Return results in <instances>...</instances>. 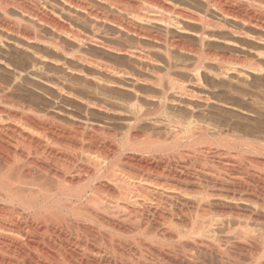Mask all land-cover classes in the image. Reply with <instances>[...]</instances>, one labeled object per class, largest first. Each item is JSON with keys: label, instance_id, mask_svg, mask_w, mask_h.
<instances>
[{"label": "bare ground", "instance_id": "bare-ground-1", "mask_svg": "<svg viewBox=\"0 0 264 264\" xmlns=\"http://www.w3.org/2000/svg\"><path fill=\"white\" fill-rule=\"evenodd\" d=\"M99 1L112 9L117 3L136 5L134 0ZM93 2L0 0V45L7 47L5 40H10L7 35H14L17 38L14 40L13 37L15 44L28 50L32 63L31 68L27 66L31 70L19 69L20 66H15L0 51V63L13 70L12 81L23 80L26 75L41 79L40 72L44 71L39 70L43 68L41 61L50 60L56 67L62 65L63 68L71 62L68 59L108 74L114 73L117 78L125 77L128 73L123 69L112 63L93 61L84 51L90 43L113 49L107 44L110 42L106 43L97 35L102 26H98V21L136 35L142 41L164 44L167 51L178 47L193 52L198 56L193 67L190 64L176 68L191 71L198 82L202 81L203 59L199 48L190 50L192 46L187 47L182 39L165 37L159 32L160 28L192 32L202 43L207 38H217L207 34L208 30L231 28L226 21L212 20V15H219L250 25L248 31L230 30L234 35H244L264 45V0H171L170 3L150 0V7L153 5L157 11L145 9L140 4L141 12L136 10L137 13L132 14L128 9L130 18L106 11ZM118 6L116 8L120 9ZM11 8L16 10V19H11ZM77 11L92 21L90 25L96 35L87 37L74 31L69 16H75ZM40 25H48L54 33L46 36ZM190 25L195 26L194 31ZM257 52L258 56L264 57V49L257 48ZM243 65L259 73L264 71V64L255 60ZM173 67L167 65V73ZM67 68L72 71L70 65ZM77 70L80 72V68ZM83 70L81 68L82 73ZM111 77L94 76L100 87L122 86ZM2 79L0 264H264V190H256L257 185L253 190H232L238 188L234 187L239 172H235V168L242 164L235 167V161L223 158L228 150L229 156L231 150L237 149L244 155L247 153L249 162L262 164L264 161L259 156L264 154V144L238 134L223 135L222 131L215 130L216 126L211 128L212 124L211 127L208 123L203 124L200 116L205 110L202 112V106L192 101L185 103L179 113H172L173 108L169 113V105L182 102L170 97L171 91L189 100L204 101L205 95L195 89L188 90L185 82L176 78L164 79L166 84L170 82V87H166L162 83L163 76L159 75L155 83L154 77L137 80L144 86L152 83L158 87V96L155 92L153 96L147 94L148 91L143 92L133 83L127 87L123 85L132 91V101L126 111L92 98L86 100L88 105L114 115L130 112L133 119L128 118L120 128L122 125H96L89 118H81V122H63V116L58 113L61 111H52L50 106L43 110L36 108L32 101L23 100L20 87L14 85L16 81L10 79L11 83ZM49 79L52 78L46 79V84L50 82L64 91L57 80ZM150 96L156 103L147 108L143 101ZM66 115L77 118L71 113ZM190 155L195 159H206L219 166L221 171L211 170L213 165L207 170L203 166L207 162L202 164L203 167H195V163L193 166L187 161ZM255 172L253 180L263 181V172ZM242 176L244 181L246 178Z\"/></svg>", "mask_w": 264, "mask_h": 264}, {"label": "rangeland", "instance_id": "rangeland-1", "mask_svg": "<svg viewBox=\"0 0 264 264\" xmlns=\"http://www.w3.org/2000/svg\"><path fill=\"white\" fill-rule=\"evenodd\" d=\"M88 1H90V2L94 1L93 3H95V4L97 3V5H99L100 7H103L104 9H106V11H111V12L115 11V12L122 14L123 16H126L127 18L131 17L130 16L131 14H127V12L129 11L128 9H130V11L128 13L132 12V14L137 13L138 10H139V12H141V10H143L144 7H145V9L146 8L147 9H155L157 11L156 7H154V8L152 7L153 5H151V7H150V4H152V2L150 3V0H149V2L147 0H134L136 2V5L134 4V7H133V5H125V4L121 5L120 3H117V6L119 5L120 9L116 8L117 6L113 7V9H112L111 7H108L109 6L108 4L103 3L102 1H101L102 2L101 3L99 0H88ZM172 1H175V0H172ZM166 2L170 3L171 0H169V1L166 0ZM137 4H139V5H137ZM140 4H141V7H143V8L138 7V6H140ZM145 4H147V5H145ZM148 7H150V8H148ZM121 8H123V9H121ZM13 11L15 12V14ZM76 13L77 14H75V16H73V17L67 15V16H69L70 22L73 24L72 26H74V27L71 26L74 29V31H77L80 34L82 33V35L87 36V37L93 36V34L96 35L95 31L93 30V28H91V25H90L92 23V21L90 19H87V17H84L85 16L84 13H82L80 11H77ZM11 14H12L11 19H16L15 17L17 14H16L15 9L11 8ZM82 14H83V16H82ZM224 18L225 17H221L219 15H212L213 21H217V22L222 21V20L226 21L228 27H231V28L208 30L207 34L210 33L209 35H215V36H217V38L216 39L207 38L205 40V42H202V43L199 42V40H198L199 37L195 36L196 34H194L192 32L191 33L190 32L183 33V32L176 31V29L165 30L164 28L159 27L160 28L159 32H161L165 37H170V38L175 37V39L176 38L182 39L185 43H187L186 44L187 47L189 46V48H190L192 46V48H190V50L192 49V50L196 51L199 48L198 52L201 53L202 58H203L201 60L202 61L201 62V66H202L201 67V72H202V77H201L202 79L201 80L202 81H200V82H198L197 79H195L196 77H195V75H193V73L191 71H187V70L185 71V70L181 69L180 67H178V69L176 68V66H184V65L190 66V64L192 65L191 67H193V65L196 64L198 61V56L194 55L193 52L191 53V51H187V50H186L187 51L186 52L185 50L180 49L178 47H175V48L171 47V49H169L170 51H167L168 48L164 44H157L151 40H143L142 41L139 38H137L136 35H133L131 33L128 34L123 30H120V29H118L112 25H109L108 23L103 24V22H101V21H98L99 24L97 22L98 26L102 25L101 27L99 26L101 28V30L99 31V33L97 32V35L99 37L104 38L106 43L110 42L107 44H109L113 49H108V48L105 49L104 46H103L104 47L103 48L99 45H95L93 43H92L93 44L92 45L90 43L87 45L88 47H86L84 49V51L87 52V55H89V57L93 61L98 60L99 62H103V63L105 62V63L110 64V65L113 64L115 67H119L121 70L123 69V71L128 73L125 75V77H118L117 78V76H115L114 73H112L113 75L110 73L108 74V72H106V71H99L97 69H94L93 67L92 68L88 67L84 63L80 64V62L78 60L76 62V60L72 61V59L71 60L68 59V61H71L70 63H72L73 65L70 63H67V65H70V67H72L73 72L71 70H68L67 65L63 66V68L60 67L62 65H58V67H60L58 70L57 69L58 67L53 65L52 61L45 60V61H41V63L46 62L47 64L42 63L44 65H42V64L40 65V67L42 66L45 69H43L42 67H41L42 69H39V70H44L42 72L39 71L41 73V79L34 77V76H33L34 77L33 78V77H31V75L30 76L26 75L27 78H26V76H24L23 80H21V79L20 80H14L16 82L12 81V77H14V73H13V70L11 69V67H9V66L7 67L6 65H4V63H0V78L1 77L4 78V79H2L4 81H8V82L12 81V82H14L15 86H19L21 89V92L23 93V95H22L23 100H26L27 103H30V101H32L31 103H33L34 106H36V108L43 110V109L49 108V106H50L52 108V109L50 108V110H52V111H55V110H56L55 112L61 111L58 113H60L63 116V118L65 120L64 121L62 119L63 122H67V121L68 122H73V121L74 122H81L82 119L89 118L90 121L92 120L93 122H95V124L97 123L96 125H100V126L105 125L106 126V125H111V124L115 125L116 124L117 127H120L122 125L120 128H122L124 126L123 124L127 123V121L129 119H131V118L133 119V117H132L133 115L130 112H128V111H127L128 113L123 112V114H122V112H120V113H117L116 115H114V113L112 114L110 111L106 112L103 110H98V108L88 105L86 100H89L90 98H92V99L98 100L99 102L107 104V106L113 107L115 109H120V108L123 109L124 108L123 110L126 111L129 108V105H130L129 103L132 101L131 100L132 99V91L126 88L128 85H131L130 83H133L135 86L139 87V89L143 90V92L148 91L147 94H151L153 96V93L155 92L154 94H157V96H158V94H160L158 87H156L152 83L151 84L149 83V84H147V86L146 85L144 86L143 84L138 83L137 80L138 79L139 80L140 79H149V77H152V78L154 77V79H153V81H154L155 79H158L159 75H161V76H163L162 83L165 84V86L167 85L166 87H170L169 86L170 82L167 81V84H166V80H168L170 78L171 79L176 78L177 80H181L182 82H185V84L188 87L187 88L188 90L195 89V90L199 91L200 93H202V95H205L206 100L205 99H204V101L203 100H189L187 98H180L177 94H175V92L171 91L170 97H173V98L175 97V99L180 100L182 102L178 103L179 105L178 104L175 105L176 102L173 103V105H171V106L169 105V107H171L170 109H168L169 113H171L172 108H173L172 113H173V111L175 113H176V111H178V113H179V111L181 109H183L184 106L186 105L185 103L192 101L193 104H196L200 107L202 106L200 108L201 111L205 110L204 112L202 111L204 114H202V116H200V117H202V119L201 118L200 119L202 120L203 124L207 125L206 123H208L209 127H211L213 125V127H211V128H215V126H216L215 130H218V132L222 131L223 135H225V134L226 135H231V134L237 135L238 134L237 136H241V137L243 136L242 138H244V139L252 140V141L255 139L254 141H257V142L261 141V143L264 144V71H263V73L262 72L259 73V72L251 70L250 68H246L243 65V64L250 63V61H252V60L258 61V62L262 63V65H263L264 64V57L258 56L257 48L258 49H264V47H263L264 45H261L260 43H257V42H256L257 43L256 44L255 41L253 42V40L245 37L244 35H241L240 37H239V35H234L232 33V31L230 30V29H232V30L241 31L243 29V30L248 31V29L250 30V28H251L250 25L243 23L241 20H235V19L233 20L231 18L230 19L225 18L226 20H224ZM90 21H91V23H90ZM39 27H41V31L46 36H51L54 33V31L52 29H49L50 27L48 25H40ZM190 27H191L190 29H192V31L195 30V28H193V27H195L194 25H190ZM7 37L8 38L10 37L9 39L11 41L8 39L5 40L7 47H5L4 45H2V46L0 45V51L3 52V53L2 52L1 53L4 55H7L8 56L7 58H10L13 61V62H11V60H10V62L13 63L15 66L16 65H18L17 67L20 66L19 69H25L26 70L27 66H29L31 68L30 65H32V63L30 62V56L28 55L29 53L26 52L28 50H26L24 47H21V46L15 44L14 40H16L17 38L14 35L8 34ZM13 37H15L14 40H13ZM183 38H185V39H183ZM189 40L193 41L192 44ZM228 40H230L231 42H229ZM149 41L151 42V44ZM137 42H138V45H137ZM152 43H153V45H152ZM194 43H196V44H194ZM139 44L141 46H139ZM155 44L157 45V47H155ZM89 47H90V49H89ZM146 47H148V48H146ZM126 49L128 50V52ZM141 49H142V51H141ZM160 49H161V51H160ZM180 50H182V51H180ZM169 53H170V56H169ZM144 56L145 57L148 56L147 59H150V60L147 61V59ZM150 57L153 59H151ZM196 57H197V59H196ZM64 59H66V58H63V60ZM151 60H153V61L156 60L157 62L156 61L153 62ZM31 61L33 62L32 59H31ZM48 61H49V63H48ZM51 62H52V64H51ZM230 63L235 64L234 66H235V68L237 67L236 68L237 70L235 68L233 69L234 66H233V64H230ZM152 64H153V66H152ZM169 64H171L175 67H173V69H171L167 73L166 67ZM179 64H181V65H179ZM139 65H141V66H139ZM143 65H144V67H143ZM159 65H161V66H159ZM154 66L158 69L157 71H156V68ZM225 66L228 67L227 69H229V70L231 69V71L228 70V72H225L226 74L224 73V71H227ZM74 67H76V68H74ZM230 67H232V68H230ZM30 68L27 70H31ZM79 68H80V72H79V70L76 71V69H79ZM81 68L84 69L83 73L86 72L88 75L85 73L83 74L81 71ZM142 68H146V69H142ZM147 68H148V70H147ZM149 68H150V70L152 69V71H150ZM202 68H203V70H202ZM220 68H221V70H220ZM154 69L156 72L159 71V73L156 74ZM222 69H223V71H222ZM56 70H58V71H56ZM162 70H164V71L162 72ZM47 71H48V74H47L48 78L50 77L54 81L57 80L56 82H59L60 87L64 88V91L58 89L57 86L54 87V85H52L50 82L48 84H46L47 83L46 79H48V78H47V75H45V74ZM50 72H51V74H49ZM56 72L57 73L59 72V73L57 74ZM92 72H93V74H92ZM42 73H45V74L42 75ZM89 73H90V75H89ZM132 73H134V76L132 75ZM44 75H45V77H44ZM57 75L60 77L61 80L59 79V77ZM93 75L94 76L98 75L100 77L103 76V78L105 76L106 79H109L112 76L111 79L113 78V81H117L119 83H122V86L121 85L118 86L119 84H116V85L111 84V85H109L110 87H108V85L105 86L106 88L100 87L98 82H96ZM167 75H168V78H167ZM10 76H12V77H10ZM88 76H89V78H88ZM164 76H165V78H164ZM10 79H11V81H10ZM52 79H49V80H52ZM164 79H166V80H164ZM42 80H44L45 82L44 81L42 82ZM195 80L197 81V83ZM155 81H157V80H155ZM155 81H154V83H155ZM191 83L195 84V85H192ZM200 83H201V85H200ZM124 84L126 85V87H123ZM97 89H99V90H97ZM101 89H103V90H101ZM103 93L106 95H103ZM171 93H172V96H171ZM66 94H68V95H66ZM74 94H76V96H74ZM130 94H131V96H130ZM81 95H82V97L84 96L83 99H82V97H80ZM152 96L149 97L150 99L148 98V100L146 99L145 101H143L145 103V105L147 104L146 105L147 108H151L153 106V104L156 103V100L152 101V99H151ZM129 97H131V98H129ZM80 98L82 101L80 100ZM84 100H85V102H84ZM124 101H125V104H124ZM176 109H178V110H176ZM64 113H66V114L71 113L72 115H74L77 118L75 119L73 116L71 117V116H68ZM204 119H205V122H203ZM222 149H225V151H226V148L223 147ZM227 152H229V150ZM227 152H226L227 155L225 153H224L225 155L223 154V158H225V159L230 158L231 160H233V162L235 161L234 162L235 167H237V165H239V164H242L241 166H238L237 168H235V172L239 171V172H237L238 177L240 175L242 176V174H243L242 177L246 178L243 181L241 176L239 177L241 179L236 177L237 182L238 181H241V182L240 183L238 182V184L236 182L234 187H236V188L238 187V188L237 189L232 188V190H238V189L239 190H251V189L253 190V189H255L254 187L256 185H257L256 190H264V180L262 181V179H259V178H257L258 180L257 179L253 180V177H252V174L255 171L258 174L259 173L262 174V172H263L262 175L264 176V164H263L264 162H262L263 165L257 164V163L255 164L254 162L252 163L251 161L249 162V159H247V157H248L247 153H245L246 155H244L243 153H241V150H237V149L236 150L234 149V151L231 150L230 151L231 155H229L230 157L228 156L229 153H227ZM139 154H140V156H142V153H139ZM250 155H252V154H250ZM189 157H187L188 158L187 161H190V164L192 163V165L195 163L194 164L195 167L199 168V167L205 166L206 168H208L207 170H209L211 168L210 166L213 165L212 163L206 161V159L200 160V158L198 159L197 157H196L197 159H195L194 155H192L190 158ZM259 158H260V160L262 158L263 160H261V161H264V154L260 155ZM201 161H204V162L201 163ZM205 162H207V164ZM199 163H201V164H199ZM203 163H205L207 166L205 164L202 166ZM196 165H198V166H196ZM212 167H214L211 169L213 171L216 169L217 170L220 169L216 172L221 171V168H219V166L217 167L216 165L215 166L213 165ZM257 167H258V169H257ZM240 168H242V169H240ZM260 170H261V172H260ZM241 171H243V172H241ZM244 172H246L245 173L246 175H244ZM249 172H252V173H249ZM248 176H249V178L250 177L251 178L249 179ZM247 180H248V182L245 183V181H247ZM242 182H244V183H242ZM251 182H253V183H251ZM252 185H253V187H252ZM241 205L243 206L244 204L241 203Z\"/></svg>", "mask_w": 264, "mask_h": 264}]
</instances>
